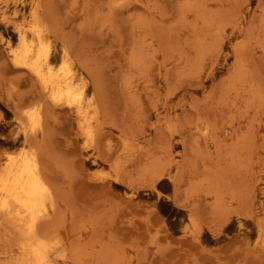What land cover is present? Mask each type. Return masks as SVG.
<instances>
[{"label":"rangeland","instance_id":"obj_1","mask_svg":"<svg viewBox=\"0 0 264 264\" xmlns=\"http://www.w3.org/2000/svg\"><path fill=\"white\" fill-rule=\"evenodd\" d=\"M38 2L53 63L67 42L101 93L93 145L68 109L24 132L11 53ZM29 148L58 193L38 225L56 264H264V0H0V165ZM0 219V264H37L31 219Z\"/></svg>","mask_w":264,"mask_h":264},{"label":"bare ground","instance_id":"obj_2","mask_svg":"<svg viewBox=\"0 0 264 264\" xmlns=\"http://www.w3.org/2000/svg\"><path fill=\"white\" fill-rule=\"evenodd\" d=\"M46 10L44 3L38 2L31 12L29 25L17 26L19 44L12 48L11 53L13 65L33 83L32 92H27V95L32 93L34 106L26 107L21 112L22 117L28 120L24 132L30 133L29 136L31 133L35 135L39 129L42 130V124L54 111L68 109L76 113L79 123L77 127L87 142L92 144L99 140L101 133V93L96 89L94 75L86 71L81 55L67 42H62V62L58 66L53 63L58 47L51 41L55 28L52 30L54 22L51 23L50 14ZM8 41L11 44L10 38ZM19 105L15 103L17 109ZM14 153L8 154L6 161L0 165V214L5 217L30 218L27 231L38 240L32 256L36 258L37 264H56L57 257L66 258L64 243L59 237L43 239L38 232V225L42 217L52 216L57 209L58 193L45 171L39 149L29 148Z\"/></svg>","mask_w":264,"mask_h":264}]
</instances>
